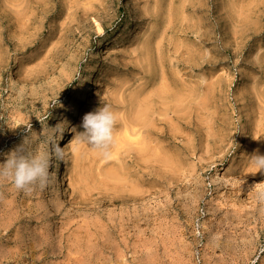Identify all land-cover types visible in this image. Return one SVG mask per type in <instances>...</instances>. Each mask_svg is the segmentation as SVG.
<instances>
[{
    "label": "rangeland",
    "instance_id": "1",
    "mask_svg": "<svg viewBox=\"0 0 264 264\" xmlns=\"http://www.w3.org/2000/svg\"><path fill=\"white\" fill-rule=\"evenodd\" d=\"M24 143L51 175L0 181V264H264V0H0V163Z\"/></svg>",
    "mask_w": 264,
    "mask_h": 264
},
{
    "label": "clouds",
    "instance_id": "2",
    "mask_svg": "<svg viewBox=\"0 0 264 264\" xmlns=\"http://www.w3.org/2000/svg\"><path fill=\"white\" fill-rule=\"evenodd\" d=\"M116 116L108 105H101L95 111L86 113L81 122L83 131L77 132L78 144H86L102 156H107L114 141ZM59 125V124H58ZM58 125L53 130L59 132ZM57 158L62 148L56 144L53 148ZM249 164L258 171H264V155L254 153ZM50 157L46 151H30L25 143L10 151L3 163H0V181H7L17 190L31 192L36 187L43 188L50 179ZM264 199V190L259 192Z\"/></svg>",
    "mask_w": 264,
    "mask_h": 264
},
{
    "label": "bare ground",
    "instance_id": "3",
    "mask_svg": "<svg viewBox=\"0 0 264 264\" xmlns=\"http://www.w3.org/2000/svg\"><path fill=\"white\" fill-rule=\"evenodd\" d=\"M131 22H133V19L131 20ZM133 24V23H132ZM100 43V41L98 42V44ZM64 125V124H63ZM62 137H63V127L61 126L60 127V130H59V132H58V141H60L61 139H62ZM235 176H238V177H240V176H246V177H249L250 175H248V174H241V172L240 171H235V174H234ZM54 186H55V188L59 191L61 188L62 189H64L65 188V186H64V184H63V178L61 177V174L59 175V177L56 179V181H55V183H54ZM60 192V191H59ZM15 220V219H14ZM2 227V226H1ZM0 227V228H1ZM7 228V227H6ZM9 228V227H8ZM1 230V229H0ZM2 234V233H1ZM5 235V234H4ZM6 237H7V235H6ZM10 237V236H9ZM3 238V237H2ZM1 238V239H2ZM8 239V238H7ZM5 240V239H4ZM9 241H10V239H9ZM2 242H3V240H2ZM5 242V241H4ZM16 242V241H15ZM18 243V242H17ZM22 245V244H21ZM22 247V246H21ZM6 248V247H5ZM6 253V252H5ZM8 253V252H7ZM4 255V254H3ZM7 256V255H6ZM3 257H5V256H2L1 258H3ZM11 258V257H10ZM5 259V258H4ZM8 259V258H7ZM1 261V260H0ZM7 262V261H6Z\"/></svg>",
    "mask_w": 264,
    "mask_h": 264
}]
</instances>
